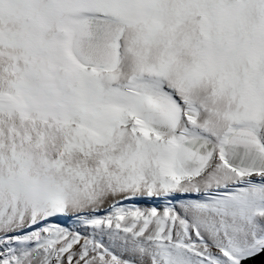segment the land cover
<instances>
[{
	"label": "snow or ice",
	"instance_id": "1",
	"mask_svg": "<svg viewBox=\"0 0 264 264\" xmlns=\"http://www.w3.org/2000/svg\"><path fill=\"white\" fill-rule=\"evenodd\" d=\"M264 264V0H0V264Z\"/></svg>",
	"mask_w": 264,
	"mask_h": 264
},
{
	"label": "water",
	"instance_id": "2",
	"mask_svg": "<svg viewBox=\"0 0 264 264\" xmlns=\"http://www.w3.org/2000/svg\"><path fill=\"white\" fill-rule=\"evenodd\" d=\"M261 259V257H256L252 261H249L248 264H257V262ZM244 264V262H242Z\"/></svg>",
	"mask_w": 264,
	"mask_h": 264
}]
</instances>
